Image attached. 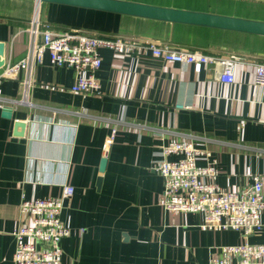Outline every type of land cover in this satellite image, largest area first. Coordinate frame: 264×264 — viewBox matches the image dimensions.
I'll use <instances>...</instances> for the list:
<instances>
[{
	"label": "crops",
	"instance_id": "obj_1",
	"mask_svg": "<svg viewBox=\"0 0 264 264\" xmlns=\"http://www.w3.org/2000/svg\"><path fill=\"white\" fill-rule=\"evenodd\" d=\"M35 5L0 0L5 64L25 56L23 30ZM36 11L46 21L111 36L123 27L149 25L132 16L54 3ZM101 54L100 93L72 92L74 72L48 55L35 68L28 92L23 73L0 83V95L16 100L8 104L12 118L4 117L0 106V264H14L13 231L22 220V198L60 196L65 184L74 193L62 215L74 230L61 242L59 264H207L215 245L239 244L242 231H214L202 227L199 212L164 210L158 203L164 182L154 166L163 144L193 138L218 158L222 187L251 185L254 174L264 178V97L253 71L258 60L236 57L235 81L226 83L214 64L196 70L107 48ZM15 120L26 122L22 135L15 134ZM247 240L264 243V231Z\"/></svg>",
	"mask_w": 264,
	"mask_h": 264
},
{
	"label": "built area",
	"instance_id": "obj_2",
	"mask_svg": "<svg viewBox=\"0 0 264 264\" xmlns=\"http://www.w3.org/2000/svg\"><path fill=\"white\" fill-rule=\"evenodd\" d=\"M23 32L28 34L25 56L8 62L0 69V83L19 78L23 73L25 93L33 83L35 68L48 55L58 67L74 72L72 92L100 93L98 71L103 62L101 50L111 49L117 55L150 56L167 62L193 65L214 64L219 81L233 83L239 59L228 55L206 53L201 49L173 47L167 43L138 37L90 34L77 29L61 30L43 21L34 12ZM254 84L264 97V61L253 62ZM15 99L0 95V106H8ZM180 107H188L179 105ZM112 130L110 142L116 135ZM161 158L155 169L163 178L164 186L158 203L166 211L199 212L203 226L208 229L235 228L249 238L264 231V178L252 176L253 183L242 188L227 189L218 182L219 160L213 152L198 146L191 139L175 138L161 146ZM74 193V187L65 184L60 196L22 198L20 224L13 231L16 248L14 264H59L63 238L73 234L70 218H63L64 201ZM207 264H264V243L250 242L222 245L214 249Z\"/></svg>",
	"mask_w": 264,
	"mask_h": 264
},
{
	"label": "water",
	"instance_id": "obj_3",
	"mask_svg": "<svg viewBox=\"0 0 264 264\" xmlns=\"http://www.w3.org/2000/svg\"><path fill=\"white\" fill-rule=\"evenodd\" d=\"M36 5L42 3H54L67 6H75L92 10H99L136 18L169 22L174 24H185L191 26L212 28L242 34L264 36V19L231 15L200 9L183 8L142 2L137 0H30ZM5 42L0 41V69L4 66ZM13 109L10 106L3 107V116L12 118ZM15 134L22 135L26 127L23 120H15ZM22 130L17 131L18 128ZM106 159L103 158L100 171L104 172ZM102 178H98V187ZM68 199L64 201L66 205Z\"/></svg>",
	"mask_w": 264,
	"mask_h": 264
},
{
	"label": "trees",
	"instance_id": "obj_4",
	"mask_svg": "<svg viewBox=\"0 0 264 264\" xmlns=\"http://www.w3.org/2000/svg\"><path fill=\"white\" fill-rule=\"evenodd\" d=\"M138 19L141 20L140 22L147 21L149 25L136 27L135 32L137 34H140V36L143 37L159 40L161 42L170 44L173 47L190 50L201 49L204 52L210 54H214V51L220 52L222 50L235 51L238 55H241L240 57L251 59L255 58L258 61H264L262 60V58H264V36L242 34L238 32H230L185 24H174L169 22L148 20L144 18ZM22 25L25 27L26 23L24 22ZM51 25L56 29H70L66 25L57 23L51 22ZM212 35H215L213 37L216 38L219 36L230 38V36L234 35V38H236V36L242 38L240 40L242 42L239 41L234 43L236 48L230 46L228 47L226 45H216L221 44L222 40H215L211 37Z\"/></svg>",
	"mask_w": 264,
	"mask_h": 264
},
{
	"label": "rangeland",
	"instance_id": "obj_5",
	"mask_svg": "<svg viewBox=\"0 0 264 264\" xmlns=\"http://www.w3.org/2000/svg\"><path fill=\"white\" fill-rule=\"evenodd\" d=\"M151 1H153L155 3L168 5V6H171V5H175L176 7L177 6L178 7L185 6L186 8L191 7V9H200V10H207V11L218 12V13H225V14H231V15H238V16L264 19V0H151ZM35 6L38 8V5H35ZM37 8H35V10H33V14L31 16V18L34 16V14H35L34 12H36ZM40 18H41V20L46 21V20H44V18L41 14H40ZM48 22H50V21H48ZM136 27L130 31H128V27H123L124 29L122 28L121 33H115V34H113V36H117V37L118 36H121V37H138V36H140V34H137L135 32ZM71 29H77V30L83 31L85 33H90V34H97V33L103 34L102 32L96 33L95 32L96 30H87V29H82V28H71ZM213 36H215V35L211 36L215 40H218V41H220V39L222 40L221 44H216V45H222V46L226 45L228 47L230 46L233 48H236L234 43H237L242 39V38L237 37V36H236V38H234L235 37L234 35L230 36V38H224L223 36H219L218 38H216ZM138 38H141V37H138ZM141 39L158 41V40L153 39V38L149 39L148 37L141 38ZM236 40H238V41H236ZM240 42H242V41H240ZM239 46H241V45H239ZM213 53L214 54L218 53V54L228 55V56H233V57H240L241 56V55H238L235 51H226V50H222L220 52L214 51ZM260 58H262V57H260ZM262 60H264V58H262ZM182 213L183 212H180V214H182ZM202 227L206 228L203 225H202ZM214 231H224V230H216L215 229ZM242 237H243V239L240 243H245L247 241V237L244 235ZM215 246H216V251H217L218 247H220L221 245H215Z\"/></svg>",
	"mask_w": 264,
	"mask_h": 264
},
{
	"label": "bare ground",
	"instance_id": "obj_6",
	"mask_svg": "<svg viewBox=\"0 0 264 264\" xmlns=\"http://www.w3.org/2000/svg\"><path fill=\"white\" fill-rule=\"evenodd\" d=\"M37 10H38V8H37ZM70 238V237H69Z\"/></svg>",
	"mask_w": 264,
	"mask_h": 264
}]
</instances>
